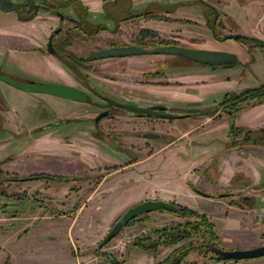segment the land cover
Returning <instances> with one entry per match:
<instances>
[{"label":"rangeland","instance_id":"rangeland-1","mask_svg":"<svg viewBox=\"0 0 264 264\" xmlns=\"http://www.w3.org/2000/svg\"><path fill=\"white\" fill-rule=\"evenodd\" d=\"M11 1L24 3L26 0ZM33 1L37 2V11H50V9H47L48 5H40L38 0ZM185 1L148 0L146 3L137 5L135 9H131V6L128 5L123 11L124 14H127V12H152V16H140L132 23L129 20L128 22L122 20V18L118 19L119 17L117 16L121 14L122 6L129 4L128 0H105L102 2L103 5L100 3L99 11L92 10L88 5H85L89 9L84 15L86 17L84 21L86 32H74V30H71L67 31L64 34L65 36L59 33L56 36V41L62 37L70 38L76 51L74 53L82 55L95 48L121 42L135 43L137 41L145 44L143 39L154 43L165 40L175 41L198 47L209 44L214 46L210 49L221 48L235 53L237 62L234 65L214 67L217 70L214 71L215 74L213 73L208 84V90L206 91L210 93L202 101L204 106L200 107L198 112L189 114L193 115L195 119L191 118V116L187 117L188 119L179 117L168 120L151 116L138 117L133 113L120 110L117 114L118 116L107 115L102 116L97 121L94 120V116L105 108V103L100 96L122 101V98L117 93L119 90L127 95L134 92L132 88L121 86H117L116 90L112 82L109 81L117 77L124 78L123 80L130 82L131 80L138 81L145 78H155L154 74H152L155 70L162 71L164 77L168 74H182L184 71L205 73L211 70V67L204 63L196 62L180 55L138 54L86 61L83 64L72 67L71 71L65 68L77 78L78 81L74 86L87 95L88 99L86 101H73V99L41 92L38 93L36 99L26 98L20 95L14 96L7 91L4 95L5 99L0 93V125L14 123L13 116L5 117L6 109L9 108L11 103L27 115L26 117L20 115V122L16 119V122L21 125L17 131L12 127H3L8 133L7 138L1 140L5 142L7 148L0 150V155L4 154L0 159L2 161L0 163V205L5 208L3 211L6 214V218H1V225L6 231L4 235L0 234V264H77L76 256L83 253L92 254L95 243L124 209L139 200L153 198L149 196L158 195L163 192L164 188H173L172 190L176 191L174 186L182 182L191 191L194 190V187L204 191L209 189L207 192L211 196L218 197V200L212 204L211 211L213 212L214 220L217 222L219 220V226L220 223L222 224L220 219L226 212V204L228 203L237 205L256 203L255 206L264 204V195L261 193L262 188H260L264 186V167H259L256 169L257 172H255L252 163H247V165L245 163L243 165L248 169L247 175L241 171L234 170L231 173L229 172L228 177V172L226 171V169L230 168V165L226 163L228 160L222 161L221 156L223 154L217 151L221 147L224 149L235 148L238 151L241 145L264 144L260 141L255 143L245 141L240 138L241 136H238L237 138L240 142L235 145H229L230 137H227V135L223 137L228 124L226 126L223 119L216 123L214 121L209 122L208 119L204 120L211 113H215L214 105L220 100L224 92H236L243 87L258 84L255 81L260 80V78L255 75L249 76V71L245 65L247 63L244 61L245 57L244 59L242 58L244 54H247L249 55V60L252 54L259 53L262 48L251 46V42L248 40L235 41L230 38H221L214 41L209 28V21L205 17L207 5L205 3L202 5L199 0H194L195 3L192 2L194 3L193 5L184 4ZM206 1L210 3L219 2L218 0ZM241 1L249 3L253 10L260 3L259 0ZM46 2L48 3L49 0H46ZM179 3L182 4L179 5ZM226 4L225 10L228 13L237 14L233 18V15L229 17V15H221L217 12L215 16L217 17V22H215V26H217V29H215L216 35L221 37L231 32L249 34V25L247 26L248 22H246L247 17L245 16L247 12L246 6L242 5L240 0H229ZM175 5L177 7L193 6L194 9H197L204 16V19H200V25L194 24L196 22L189 19H184L183 22L185 23L183 24L165 23L161 26V30L150 28V30L155 32L153 38L145 37L142 39L137 37L139 35L138 29L141 26H147L148 23L145 20L150 17L154 20L169 22L173 19L175 21L174 18L169 19L163 15L174 8ZM129 9L132 11H129ZM32 10L33 7L31 6L29 12ZM18 12H20L21 16H24L28 13V10H20ZM187 22L192 24L187 25ZM221 22L225 23L226 27H223ZM97 24L104 25L106 28L100 27L95 33L90 34L88 31ZM66 25L70 26V21L62 23V30L66 28ZM178 26H183L184 28L180 29ZM186 27L194 29V37L191 36V32L185 30ZM178 31H181V34H178ZM206 37L212 39H205ZM1 60L0 67H2L1 63L3 62ZM260 62L264 65L263 58H260ZM37 65L39 73L44 72L43 70L46 67L44 61H37ZM219 71H222V74L233 76L232 79L227 80V83L221 82L218 80ZM103 76L105 80H102ZM39 77H43L41 73ZM39 77L32 79L34 82H53ZM0 82L6 84L3 80H0ZM168 83L177 85L176 81L172 79ZM6 85L12 87L10 84ZM150 96L158 98L159 102L164 104L172 113L184 112L186 107L197 106V100L194 99H180L171 95L150 94ZM110 105V112L119 110L114 108V105ZM199 106L202 105L199 104ZM201 113L205 115H199ZM65 114L68 115L69 119L66 123L59 125L48 124L49 121L60 119ZM210 117L216 119L217 115ZM27 125H32L30 130L25 128ZM193 125H196L195 129L184 134L182 138H178L181 130L192 128ZM198 126L200 127L198 128ZM148 128L158 131L160 136L155 139L141 137L139 133ZM169 141L172 142L168 143ZM180 143H183L184 146ZM212 143H216V146ZM249 149L252 150L253 148H243L244 151ZM199 153L203 156L196 161L195 158ZM224 154L226 155L227 153ZM67 155L71 161V170L68 171L71 172L75 179L67 181L43 178L36 180L12 179L17 174L24 175L31 170L37 171L39 169V171L52 172V164L49 165V163L54 160L53 157L64 158ZM181 158L185 159L184 164L186 166L184 165L180 169ZM237 160L231 161L232 167ZM159 161L162 162L159 163ZM195 173L197 177L192 175ZM250 174L254 179L258 174V180L251 182ZM186 175L187 177H185ZM183 178L184 181H182ZM236 187L238 188L233 190ZM231 190L234 193L232 196L229 194ZM255 192L260 193L256 195ZM242 194L248 195L247 199L242 198ZM168 201L172 203L178 202L175 198ZM181 204L188 206L184 203ZM188 207L193 208L191 206ZM12 210L17 211L16 215L7 214V212ZM195 210L198 211L197 209ZM168 211L161 212L178 217V222L182 221L179 216ZM198 212L204 213L202 211ZM204 214L207 216L206 213ZM139 215L136 216L138 218L132 223L124 224L115 236L101 246V250L103 251L105 248L114 249L111 245L116 244V239H119L121 235L134 233L137 236H142L154 227L170 224L165 221L167 218L163 215L161 217L149 216L145 213ZM208 219L210 220L209 217ZM210 221L212 222V220ZM176 223H171L170 225ZM251 227L252 231L245 232V235L244 233H238V239L248 241L252 238L255 239V236L259 239L260 234L264 235V212L262 213V219H259ZM213 230L219 241V244L216 245L217 247L233 248L227 242L222 241V238L215 230L214 224ZM249 233L251 234L249 235ZM192 239L194 237L185 238L174 244L176 246ZM123 251L113 250L109 254L111 258L116 255V260L119 262ZM198 251H202V249L191 251L183 258L180 264L192 263L193 261H185V258L193 253L200 256H208V254L202 255V252L198 253ZM148 253L140 247L131 248L127 253L123 254L124 263L147 264L149 263L146 260Z\"/></svg>","mask_w":264,"mask_h":264},{"label":"crops","instance_id":"crops-1","mask_svg":"<svg viewBox=\"0 0 264 264\" xmlns=\"http://www.w3.org/2000/svg\"><path fill=\"white\" fill-rule=\"evenodd\" d=\"M82 1L84 2V4L88 5L90 9L95 10V11L100 10L101 0H82ZM129 1H130L129 3L131 6V9H135L137 5L146 3L148 0H129ZM218 1H219L218 3L216 2L212 3L214 7L219 10H222L226 15H229V17H232L233 15L234 16L233 18H235L237 13L232 14L231 12H229L230 13L229 14L228 11L225 10L227 7L226 3H228L229 0H221V1L218 0ZM179 2H183V0H179ZM192 2L195 3L194 0H186L184 4L193 5L194 3ZM240 2L242 5H245L247 9L245 16L247 17L246 18V22H248L247 26L249 25L248 33L264 40V0H259L260 2L259 6L255 10L252 9L249 3L247 4L241 0ZM180 4L182 3H179V5ZM188 5H186L185 7L184 6L177 7V5H175L174 8L168 10L167 13L163 14L167 16L169 19L174 18L175 21L171 19L169 22H167V21L154 20L153 18H149L145 20V22L148 23L147 26L152 27L157 30L159 29L161 30V26H163L165 23H170V24L182 23L183 24L185 23L183 22L184 19L195 21L196 23L194 24L200 25L199 24L200 19L203 20L204 16L201 15L197 9H194L193 6H188ZM157 13L159 14V12ZM176 19H181V20H176ZM58 22L59 20L57 16L53 14H49L47 12H39L35 17L29 20H19L15 18V16L13 15L11 11L4 12L0 10V59H2L1 62L3 61L1 63L2 67H0V72L10 75L11 77L15 79H19V80L21 79L33 80L32 78L39 77L41 73V76L43 77H39V78H43L44 80L49 79L50 81H59V82H64L67 84L75 85V83L77 82L76 78H74L73 75L69 73L62 66L60 61L55 56L46 52L44 49V43H45L46 36L48 35L52 27L56 26ZM221 23L223 27H226L225 23L223 22ZM186 24L190 25L192 23L187 22ZM178 28L183 29L184 27L178 26ZM215 29H217V26H215ZM185 30L186 31L188 30L189 32H191L190 33L191 36L193 37L195 36L194 29L186 27ZM178 32H179L178 34H181L180 33L181 31H178ZM212 38L206 37L205 39L211 40ZM215 39L216 38H214V41ZM216 40H219V39H216ZM202 47L212 48L214 46L206 44ZM244 57L247 63L245 65L247 66V69L249 71V76L255 75L256 77H259L260 80L255 81L257 83L264 82V65H262L260 62V58L264 59V51L261 49L259 53L252 54V57L249 58L248 62H247V58L249 57V55L244 54L242 59H244ZM40 60L44 61V64L46 65V67L43 70L44 72L39 73L37 69L38 67L37 61H40ZM216 70L217 69L211 68L210 71L205 72V73L184 71L182 74L179 73L178 75L177 74L176 75L166 74L167 76L165 77L163 76L160 78L162 81L165 82V84L163 83L154 84V81L158 80L157 78H150L146 82H142L141 84L137 83L134 80H131L130 82H126L125 80H123L124 78H119V77L109 82H112V85L113 87L115 86V88L117 86L132 88L134 92L128 95L123 94L120 90L117 93L119 94V97H121L122 99H127L136 104L149 105L152 103L159 102V99L156 97H151L150 96L151 94V95H171L173 97H177L180 99L183 98L187 100L194 99V100H197L196 105L198 107H203L204 105L202 101L204 100L205 96L210 93L209 91H206V90H208V84L210 82L211 76H213V73L215 74L214 71ZM221 72L222 71H219L218 73L219 74L218 80H220L221 82L224 81V83H227V80L232 79L233 76L222 74ZM103 78H105L104 76L102 77V80H105ZM171 79L176 81L177 85L168 83L169 80ZM106 80L108 79L106 78ZM6 84H3L0 82V91L4 98H5L4 95L6 91L10 94H13L14 96L20 95L26 98H34V99L38 97V93L25 91V90L16 88L12 85H10L12 87H9ZM199 104H201L202 106H199ZM217 111L218 110L214 111L215 113H218V116L216 119H212L210 117L211 115L209 116L207 115L208 117H205L204 120L208 119L209 122L214 121L216 123L217 121H220V119H223V121H225L226 126H227L229 115L224 111H218V112ZM6 112L7 113H5V117L9 118V116H13V121L16 124L6 123L5 125H1L0 127V150L1 151L3 150V148L6 147L5 142L1 140L3 138L6 139L7 133H8L6 130L3 129V127H8V128L12 127L14 130L17 131L21 127V125L20 123L16 122L17 121L16 119H18L20 122L21 121L19 118L20 115H22L23 117L27 116L24 111H22L21 109H18V107L15 106L13 103L9 104V108L6 109ZM199 115H205V114L201 113ZM233 121L234 123L238 125L245 126L251 129L259 127V126H263L264 125V101L258 104L246 105L240 108V110H238L234 114ZM205 123L207 124V122ZM31 127L32 125L25 126V128H27L28 130H30ZM199 127L200 126H198V128ZM195 128H196V125H193L192 128H189V129L186 128L184 130H181V132L178 135V138H182L184 134H186L187 132H191V130ZM225 135H226V132L223 135V137H225ZM170 142L172 141H169L168 143ZM212 144L216 146V143H212ZM181 145H183V143ZM244 147H249V148L251 147L253 149L244 151L243 150ZM217 151L218 152L220 151V154L221 153L223 154L221 156L222 161L228 160L226 162L228 165H230V168L226 169V171L228 172L227 173L228 177H229V172L231 173L234 170L241 171L245 175H247L248 169L246 168V166H244L245 163L246 165L247 163H252L253 165L252 167L255 169V172H257L256 169H258L259 167L260 168L264 167V145L245 144V145H241L238 151L235 148L224 149L223 147H221L217 149ZM224 153H227V154L225 155ZM203 155L199 153L196 156L195 160L198 161L199 159H201ZM3 156L4 154H1L0 159ZM208 157L210 156L208 155ZM145 158L147 157L145 156ZM236 159L238 160L235 161V164L233 166L234 168H233L231 166V161H234ZM160 160H163V159H160ZM161 162L162 161H159V163ZM184 163H185V159L181 158L180 159V164H181L180 169L184 167L185 165ZM223 174L225 173L223 172ZM192 175L195 176L196 173ZM250 176H251L250 178L251 182H254V180L256 179L258 180V177H259L258 174L255 176V179L251 174ZM185 177H187V175ZM184 178L182 179V181H184ZM237 188L238 187L234 188L233 190ZM260 188H262L261 193H263L264 195V186ZM172 189L173 188H170V189L164 188L163 192L159 193L156 196H149V197H158V198H163L166 200L175 198L178 202L187 204L188 206H191L197 209L198 211H202L206 213L207 216L210 218V220H212L215 226V230L217 234L222 238V241L227 242L228 245H231V247H250V246L257 245L263 241L261 239L260 241H258L259 239L256 236H255L256 240L254 238L248 241L243 240V239H238L239 238L238 233H244L245 235L246 234L245 232L249 230L252 231L251 226H253V224H256L257 221L261 219L262 217V213L264 212V204L258 205V206H243V205L239 206L234 203H228L226 204V209H225L226 212L223 214V217L220 219V221H222V224L220 223V226H219L218 224L219 220L218 222L214 220L215 218L213 217V212L211 211L212 204L218 200L217 199L218 197L206 196L201 193H196V191L194 190L191 191L189 187L185 185L184 182L179 183V185L176 184L174 186V189L176 191ZM208 190L209 189H206L205 191H208ZM231 192L233 193V191ZM258 193L260 192H255L256 195ZM145 214H148L149 216L151 215L156 216V217H159V216L161 217L162 215L166 216L167 219L165 221L170 224L176 223L179 220L178 217L176 216H173L170 214H164L163 212L156 211V210L149 211ZM5 216L6 214L0 208V234L1 235H4L6 231V229L1 225V218H6ZM250 234L251 233H249V235ZM249 235L248 237H250ZM129 244H131V242ZM128 245L124 246L123 248V247H120L117 243L116 244L114 243L111 245V247L114 249H106V248L103 249V251L107 254V257L103 255L95 254V253H92V254L83 253L82 255L76 256V260H77L76 263L77 262L79 263L81 261L80 264H107V263L108 264H126L124 263L125 261H124L123 254L127 253L128 250H130L131 248L139 247L135 244H131L129 246ZM173 246H175V244L162 248L154 256L145 250L148 253V257H146V260H148L149 263L147 264H156V261L162 259L171 250ZM116 249L120 252L124 250L122 252V255H120V261L117 262L116 255L114 257L115 261L113 262V259L112 261H110L109 257L111 256L109 253L112 252L113 250L117 251ZM185 261H193L190 264H264V256L248 258V259H241V260H222V259L216 260V259L209 258L208 256H200V255L193 253L191 255H188L185 258Z\"/></svg>","mask_w":264,"mask_h":264},{"label":"trees","instance_id":"trees-1","mask_svg":"<svg viewBox=\"0 0 264 264\" xmlns=\"http://www.w3.org/2000/svg\"><path fill=\"white\" fill-rule=\"evenodd\" d=\"M44 5H48L53 11L60 12L63 6H71L79 14L77 23L71 27V30L74 32L80 28V23L83 20L84 13L86 12V7L81 5L79 0H49L47 3L46 0H43ZM203 1L207 6L206 8V20L209 21V28L212 31L214 36H217L215 33V22H217V17H215L218 12L221 15L225 13L223 11H218L212 3L206 0ZM27 6L26 4L15 3L11 0H0V8L3 10H14L18 12L20 10H28V15L24 18H30L35 14L36 8L29 12V8L24 9ZM138 16H152L151 11H142L138 12L123 18L128 17H138ZM100 27H105L104 25L97 24L95 27L88 31L90 34L95 33ZM78 31V30H77ZM139 33L142 36L149 35L154 36L155 32L147 28H141ZM217 38H230L235 41L248 40L250 41L251 46H259L264 51V40L249 34H240V33H227L221 37ZM69 40L65 37H62L60 41L53 44L52 53L70 70L72 67L78 65L82 57H76L72 52L65 50L64 46L69 44ZM163 42V41H159ZM165 43V42H164ZM211 67L224 66L221 65H210ZM159 73L160 71H155ZM154 73V72H153ZM264 101V83H259L255 86H246L236 92L226 91L223 93L218 105L227 106L230 112V119L228 123L227 134L230 137L229 145H235L239 143L238 136L245 141L250 142H262L264 136V127L257 129H249L244 126L234 123L233 118L234 114L242 107L246 105H254ZM1 163V160H0ZM37 177H45L55 180L67 181L74 177L71 176H61V175H37ZM32 178L31 177H18L15 176L12 179L22 180ZM207 195H210L207 193ZM176 209L168 211L174 215L179 216L182 221L174 225L164 224L159 227L152 228L148 233L142 236H134L131 243L139 246L141 249L150 252L153 256L158 252L162 247L172 245L177 243L185 238L194 237L192 240L184 241L174 248L171 249L162 259L156 261V264H180L183 261V258L189 254L191 251L202 249L198 253L202 252V255L208 254L209 258L220 260L217 253L212 251V248L219 244L217 236L213 230V223L208 219V217L201 212L196 211L193 208H190L186 205H183L178 202H174ZM1 210L3 211L4 206L0 205ZM17 208V207H16ZM158 211H165L164 209H157ZM167 211V210H166ZM4 212V211H3ZM17 211H9L8 215H16ZM141 216V215H139ZM136 218L133 217L129 219L125 225L132 223ZM93 253L103 255L107 257V254L101 250V247L93 250ZM113 262L115 261L114 258Z\"/></svg>","mask_w":264,"mask_h":264},{"label":"water","instance_id":"water-1","mask_svg":"<svg viewBox=\"0 0 264 264\" xmlns=\"http://www.w3.org/2000/svg\"><path fill=\"white\" fill-rule=\"evenodd\" d=\"M57 29H54L56 31ZM48 50L51 51L52 48L50 46V41L47 42ZM141 53H167V54H179L191 60L206 63V64H218L225 66H232L235 64L237 59L236 54L223 50V49H210V48H202V47H194L183 44H159L153 47H144L136 44H122V45H112L94 49L85 55L86 59H97V58H105V57H115V56H125L132 54H141ZM0 79L26 91L32 92H44L50 93L54 95H58L65 98L77 99V100H85L86 94L83 93L78 88L60 82H42L35 83L30 81H20L10 77L9 75H5L0 73ZM107 104H113L131 111H136L139 113H153L159 114L161 116L169 117L171 113L167 111H161L164 108L163 105L154 104L150 106L151 109L144 106H138L129 102H121L115 101L106 98ZM188 110H193L192 108ZM107 111L101 110L95 116L94 119H98L103 116ZM147 136L156 135L155 133H144ZM262 143L264 144V137L262 139ZM195 191L201 192L199 189H195ZM176 206L174 203L162 199V198H145L139 200L126 209H124L118 217L114 219V221L110 224L105 233L100 237V239L95 243L94 248L98 249L106 242L109 241L110 238L115 236L121 227L131 218L138 216L139 214L146 213L149 211L164 209V210H175ZM213 251L217 253L220 259L222 260H241L254 258L264 255V243L257 244L250 247L244 248H222L214 246ZM109 260L112 261V258L109 257Z\"/></svg>","mask_w":264,"mask_h":264},{"label":"flooded vegetation","instance_id":"flooded-vegetation-1","mask_svg":"<svg viewBox=\"0 0 264 264\" xmlns=\"http://www.w3.org/2000/svg\"><path fill=\"white\" fill-rule=\"evenodd\" d=\"M38 1H40L39 3H40V5H44V3H42V2H44L43 0H38ZM105 0H101V3L102 2H104ZM114 1V0H113ZM199 1H201V0H199ZM79 2L81 3V5H83V6H85L86 4H84V2L82 1V0H79ZM130 1L128 0V3H129ZM202 3H204L203 1H201ZM27 3V6L24 8V9H26V8H28V7H33V9H34V7L36 8V11H35V14L33 15V16H31L30 18H24V17H26L29 13H26L24 16H21L20 15V12H15L14 10H12L11 12L13 13V15L15 16V18H17V19H19V20H29V19H31V18H33V17H35L38 13H39V11H37V2H34L33 0H26V1H24V3H20V4H26ZM102 5H103V3H102ZM128 5H130V3L129 4H127V5H125L124 4V6H122V10H120L121 12V14H118V13H116V14H118L117 16L119 17L118 19H121L122 18V20H126V21H130V23H132V21H135L136 20V18H139L140 16H138V17H128V18H123V17H126V16H129V15H132V14H135V13H138V12H127V14H124V10L127 8V6ZM102 7V6H101ZM61 8V11L59 12H55V11H53L49 6H47V9H50V11H45V12H47V13H49V14H53V15H55V16H57L58 17V20H59V22L57 23V25L56 26H54V27H52V29L50 30V32L48 33V35L46 36V39H45V43H44V49H45V51L46 52H48V53H50V54H52L53 56H55L53 53H52V51H53V44H55V43H57L58 41H60L61 40V38L58 40V41H56V39H57V34H59V33H62L63 35L64 34H66L67 33V31H71V27H73L76 23H77V19L79 18V14L77 13V11L74 9V8H72L71 6H63V7H60ZM102 9H103V7H102ZM0 10L1 11H10V10H3V9H1L0 8ZM89 9L86 7V12L84 13V15H86V13H87V11H88ZM131 9H129V11H130ZM132 11V10H131ZM21 12H23V11H21ZM152 13V12H151ZM119 15H121V16H119ZM216 16V15H215ZM115 18H117V17H115ZM142 18V17H141ZM151 18V17H150ZM83 20L85 21L86 20V17H84L83 16ZM121 20V21H122ZM65 21H70V23H71V25L70 26H68V25H66V28L65 29H63L62 30V23L63 22H65ZM84 21H82L81 23H80V28H78L75 32H86V30L84 29ZM115 21H116V19H115ZM128 21V22H129ZM117 22V21H116ZM116 25V24H115ZM115 27V26H114ZM106 28V27H105ZM118 28V27H117ZM141 28H147V29H150L151 27H148V26H141L139 29H138V38H145V37H148L149 39H151V38H153L154 36H149V35H145V36H141V34L139 33V30L141 29ZM54 29H57L56 31H54ZM216 33V32H215ZM231 33H234V32H231ZM235 33H237V32H235ZM211 34H212V31H211ZM65 36V35H64ZM76 36V35H75ZM212 36L214 37V38H216V39H221V38H217L218 36H214L213 34H212ZM223 39V38H222ZM48 40L50 41V46H51V48H52V50L51 51H49L48 50V47H47V42H48ZM68 40L70 41L69 42V44H67V45H65L64 46V49L65 50H68V51H70V52H72L76 57H82L83 58V60H81V62L79 63V64H83V62H86V61H90V60H97V59H104V58H97V59H86L85 58V55L86 54H88L90 51H92V50H90L88 53H86V54H80V53H77V54H75L74 52H76L75 50H74V47H73V43H72V41H71V39L70 38H68ZM139 41V40H138ZM140 41H142L141 39H140ZM143 41H145V44L143 43V42H121V43H119V44H111V45H108V46H112V45H122V44H136V45H139V46H144V47H148V48H150V47H153V46H155V45H159V44H183V45H188V46H194V45H192V44H187V43H178V42H175V41H168V40H165V41H163L162 43L161 42H156V43H154V42H151V41H149V40H145V39H143ZM240 41H242V40H240ZM165 42V43H164ZM149 43H152V44H149ZM103 47H106V46H103ZM195 47V46H194ZM196 47H198V46H196ZM101 48V47H100ZM95 49H97V48H95ZM94 50V49H93ZM224 50V49H223ZM141 54H158V53H141ZM159 54H167V53H159ZM132 55H138V54H132ZM170 55H179V54H170ZM125 56H130V55H125ZM125 56H115V57H125ZM180 56H182V55H180ZM56 57V56H55ZM182 57H184V56H182ZM237 57V56H236ZM57 58V57H56ZM105 58H114V57H105ZM186 58V57H185ZM58 59V58H57ZM189 59V58H188ZM59 60V59H58ZM247 60H248V58H247ZM60 61V60H59ZM194 61V60H193ZM197 62V61H196ZM237 62V59H236V61H235V63ZM245 62H246V60H245ZM60 63L62 64V66L64 67V68H67L61 61H60ZM204 64H206V63H204ZM206 65H212V64H206ZM213 65H217V64H213ZM225 66V65H224ZM211 67V66H210ZM211 68H214V67H211ZM70 70V69H69ZM71 71V70H70ZM156 71V70H155ZM154 71V73H152V74H154V76H155V78H157L158 80H156V81H154V84H160V83H163V84H165V82L163 81V82H161L162 80L160 79L161 77H163L164 75H163V73H162V71H160L159 73H156ZM0 73H2V72H0ZM71 73V72H70ZM145 73H146V71H145ZM150 73V72H149ZM2 74H5V73H2ZM72 74V73H71ZM166 74V73H165ZM5 75H7V74H5ZM73 75V74H72ZM147 75H151V74H147ZM10 76V75H9ZM11 77V76H10ZM73 77L74 78H76L74 75H73ZM15 79V78H14ZM148 79H150V78H145V79H143V80H138V81H136L137 83H139V84H141L142 82H146ZM0 80H2V79H0ZM17 80H19V79H17ZM76 80H77V78H76ZM4 81V80H3ZM20 81H30V82H34L33 80H31V79H21ZM78 81V80H77ZM6 82V81H5ZM53 82H59V81H53ZM7 84H10V83H8V82H6ZM35 83H41V82H35ZM60 83H64V82H60ZM80 83V82H79ZM260 83H264V82H260ZM65 84H67V83H65ZM259 84V83H258ZM258 84H256V85H258ZM10 85H12V84H10ZM69 85H71V84H69ZM12 86H14V85H12ZM72 86H74V85H72ZM252 86H255V85H252ZM14 87H16V86H14ZM74 87H76V86H74ZM16 88H18V87H16ZM77 88V87H76ZM20 89V88H19ZM23 90V89H22ZM80 90V89H79ZM26 91V90H25ZM29 92H32V91H29ZM83 92V91H82ZM0 93H1V91H0ZM34 93H39V92H34ZM41 93H44V92H41ZM84 93V92H83ZM2 94V93H1ZM48 94H50V93H48ZM54 95V94H53ZM99 96H100V94H98ZM56 96H58V95H56ZM59 97H61V96H59ZM65 98V97H64ZM100 98H101V100L102 101H104V103H105V108L104 109H102V110H106L107 112L103 115V116H107V115H117L118 114V112L120 111V110H125L126 112H130V113H133L134 115H137L138 117H154V118H161V119H172V118H179V117H181V119L182 118H187V117H190L191 115H189L191 112L193 113V112H198L199 111V109H200V107H198V106H189V107H186V109H185V111L184 112H180V113H172V111H170L169 109H167L166 107H165V105L164 104H162L161 102H156V103H152V104H149V105H143L144 107H148L149 109H151L150 108V106H152V105H154V104H160V105H163L164 106V108L163 109H161V111H167V112H169V113H171V116H169V117H166V116H161V115H159V114H153V113H150V112H147V113H139V112H136V111H131V110H128V109H125V108H122V107H119V106H116V105H114L113 107L114 108H117V109H119V110H114V112H110V109H109V106H111L110 104H107V101H106V97H102V96H100ZM67 99H70V98H67ZM88 99V97H87V95H86V99L85 100H78V101H86ZM109 99V98H108ZM221 99V98H220ZM73 100H77V99H73ZM112 100V99H111ZM116 101V100H115ZM123 101H125V102H129V103H132V104H136V103H134V102H132V101H129V100H127V99H122V101L121 102H123ZM220 101V100H219ZM218 101V102H219ZM218 102L214 105V107H215V111L216 110H218V111H224V112H226L228 115H229V118H230V112H229V110H228V108H227V106H223V105H218ZM113 105V104H112ZM137 105H142V104H137ZM205 107H208V106H205ZM213 107V106H212ZM190 108H192L193 110H188V109H190ZM240 110V109H239ZM217 111V112H218ZM123 112V111H122ZM212 117H215L216 115L218 116V113H211L210 114ZM118 116V115H117ZM102 117V116H101ZM100 117V118H101ZM100 118H98V119H100ZM191 118H193V119H195V117L192 115L191 116ZM98 119H94V120H98ZM188 119V118H187ZM69 119H68V115L66 114V115H64L62 118H60V119H54L53 121H49V123L48 124H50V125H59V124H62V123H66L67 121H68ZM192 120V119H191ZM228 123H229V120H228ZM46 126V125H45ZM0 127H1V125H0ZM43 127H44V125H43ZM245 127V126H244ZM260 127H263V126H259V127H256V128H253V129H257V128H260ZM247 128V127H246ZM227 129H228V127H227ZM249 129H251V128H249ZM155 133L156 135H153V136H147V135H144V133ZM96 133V132H95ZM140 135H141V137H146V138H151V139H155V138H157V137H159L160 136V133L158 132V131H154V130H150L149 128L148 129H144L143 131H141L140 133H139ZM226 135H227V137H228V134H227V130H226ZM226 137V138H227ZM264 137V136H263ZM263 139V138H262ZM256 144V143H255ZM55 154V153H54ZM54 158V160H52V161H50V163H49V165H51L52 164V169H53V171L52 172H47V171H39V169L37 170V171H30V172H28V173H26V174H24V175H16V176H18V177H31L32 176V178H27V179H22V180H29V179H40V178H43V179H50V178H45V177H37V175H61V176H71V177H73L72 175H71V172H69L68 170H71V161H70V158L68 157V155L67 156H64V158H56V157H53ZM2 162V161H1ZM73 179V178H72ZM72 179H69V180H72ZM74 179H75V177H74ZM58 181H60V180H58ZM196 189V187H194V190ZM197 189H199V188H197ZM201 192H198V191H196L197 193H201V194H203V195H206V196H211V195H207V191H204V190H202V189H199ZM231 191H233V190H231ZM231 196L234 194V193H229ZM247 197H248V195H243L242 194V198H244V199H247ZM256 205V203L255 204H250L249 203V205H243V206H255ZM239 206H242L241 204L239 205ZM261 219H262V217H261ZM263 237H264V235L262 234H260V238L259 239H261V240H263ZM262 243H264L263 241L261 242V243H259V244H262Z\"/></svg>","mask_w":264,"mask_h":264},{"label":"built area","instance_id":"built-area-1","mask_svg":"<svg viewBox=\"0 0 264 264\" xmlns=\"http://www.w3.org/2000/svg\"><path fill=\"white\" fill-rule=\"evenodd\" d=\"M134 236H137L136 234L132 233V234H124V235H121L119 237V239H117V244L120 246V247H123V246H126L128 245Z\"/></svg>","mask_w":264,"mask_h":264}]
</instances>
